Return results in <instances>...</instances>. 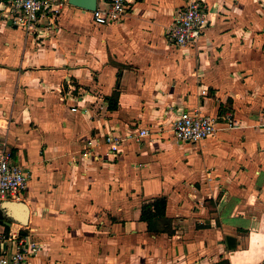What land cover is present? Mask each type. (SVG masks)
<instances>
[{
	"label": "crops",
	"instance_id": "0c3cea01",
	"mask_svg": "<svg viewBox=\"0 0 264 264\" xmlns=\"http://www.w3.org/2000/svg\"><path fill=\"white\" fill-rule=\"evenodd\" d=\"M205 1L211 23L182 48L163 32L187 0L102 26L67 0L42 36L0 7V149L31 172L0 231L42 244L29 264H264V0ZM182 112L236 127L180 143ZM140 129L110 154L104 136ZM159 197L154 233L141 211Z\"/></svg>",
	"mask_w": 264,
	"mask_h": 264
},
{
	"label": "built area",
	"instance_id": "2783aa9c",
	"mask_svg": "<svg viewBox=\"0 0 264 264\" xmlns=\"http://www.w3.org/2000/svg\"><path fill=\"white\" fill-rule=\"evenodd\" d=\"M135 2L136 0H96V7L91 11L92 21L99 26L122 23ZM66 3L67 0H0V7L13 24L42 36L47 34L48 27H54V21ZM210 23L206 1L187 0L185 7L176 13L163 34L170 46L182 48L195 44ZM235 127L232 115L219 121L199 112H182L173 123V134L177 142L196 144L213 137L220 129ZM149 135L148 130L140 129L127 137L106 135L103 141L110 154L115 155L126 139L139 142ZM30 178L31 172L14 163L11 151L3 145L0 149V199L18 200ZM41 250L42 244L23 237L18 232L0 231V264H29Z\"/></svg>",
	"mask_w": 264,
	"mask_h": 264
},
{
	"label": "water",
	"instance_id": "95a60500",
	"mask_svg": "<svg viewBox=\"0 0 264 264\" xmlns=\"http://www.w3.org/2000/svg\"><path fill=\"white\" fill-rule=\"evenodd\" d=\"M68 3L72 6L81 8L84 11H93L96 7V0H68ZM19 203L16 202H4L3 208L5 209V212L9 215L11 219H14L15 221H18L20 224L25 225L26 223V208H23V211L20 212L18 215L15 214L14 210L16 208H21ZM8 224V223H7ZM226 244L229 249H232L235 247V241L232 237H226Z\"/></svg>",
	"mask_w": 264,
	"mask_h": 264
},
{
	"label": "trees",
	"instance_id": "16d2710c",
	"mask_svg": "<svg viewBox=\"0 0 264 264\" xmlns=\"http://www.w3.org/2000/svg\"><path fill=\"white\" fill-rule=\"evenodd\" d=\"M166 211V199L164 197H159L154 199L152 202L145 204L142 207L141 219L148 223V230L150 232L158 233L166 229L163 227H158L155 220L165 216ZM216 264H229L228 261L222 260Z\"/></svg>",
	"mask_w": 264,
	"mask_h": 264
},
{
	"label": "rangeland",
	"instance_id": "374dc122",
	"mask_svg": "<svg viewBox=\"0 0 264 264\" xmlns=\"http://www.w3.org/2000/svg\"><path fill=\"white\" fill-rule=\"evenodd\" d=\"M39 255V254H38ZM33 261V260H32Z\"/></svg>",
	"mask_w": 264,
	"mask_h": 264
}]
</instances>
